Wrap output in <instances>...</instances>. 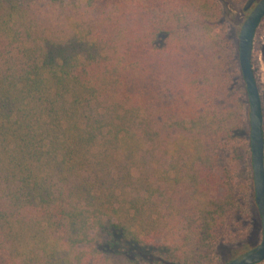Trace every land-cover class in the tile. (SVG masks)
Wrapping results in <instances>:
<instances>
[{
    "label": "trees",
    "instance_id": "trees-1",
    "mask_svg": "<svg viewBox=\"0 0 264 264\" xmlns=\"http://www.w3.org/2000/svg\"><path fill=\"white\" fill-rule=\"evenodd\" d=\"M243 1L0 0V264H210L246 239L214 158Z\"/></svg>",
    "mask_w": 264,
    "mask_h": 264
},
{
    "label": "rangeland",
    "instance_id": "rangeland-1",
    "mask_svg": "<svg viewBox=\"0 0 264 264\" xmlns=\"http://www.w3.org/2000/svg\"><path fill=\"white\" fill-rule=\"evenodd\" d=\"M247 1L244 0L240 5L230 2L225 3L228 13L226 22L230 27L229 31L234 33V42L239 40L241 27L249 15V12L244 11ZM236 29L238 35L235 34ZM230 39L232 40V38ZM234 59L235 63L231 67V81L234 95L229 101L233 113L229 122L236 128L233 137L228 138L226 134H221L219 137L216 156H214L215 172L219 175L223 174L226 170L235 173V184L239 188V191L248 199L252 227L244 241L218 245L211 253L212 262L210 264H226L243 252L259 245L263 235L262 219L255 200L250 103L246 83L240 68L239 52ZM252 64L262 97L264 133V19L257 29L254 38ZM260 264H264V262Z\"/></svg>",
    "mask_w": 264,
    "mask_h": 264
},
{
    "label": "water",
    "instance_id": "water-1",
    "mask_svg": "<svg viewBox=\"0 0 264 264\" xmlns=\"http://www.w3.org/2000/svg\"><path fill=\"white\" fill-rule=\"evenodd\" d=\"M244 11L249 12L239 35V62L250 103L251 149L254 171L255 200L262 219V241L227 264H260L264 262V133L263 103L254 73L252 57L256 31L264 19V0H248Z\"/></svg>",
    "mask_w": 264,
    "mask_h": 264
}]
</instances>
